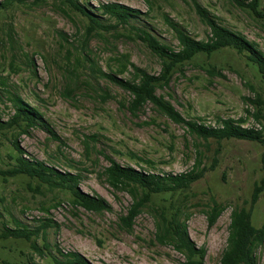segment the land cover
Here are the masks:
<instances>
[{
    "label": "rangeland",
    "instance_id": "1",
    "mask_svg": "<svg viewBox=\"0 0 264 264\" xmlns=\"http://www.w3.org/2000/svg\"><path fill=\"white\" fill-rule=\"evenodd\" d=\"M252 1L87 0V4L118 2L136 10L141 20L131 21L133 25L147 28L158 41L177 50L178 40L165 17L191 37L204 40L209 29L194 9L198 2L219 23L254 41L264 54V0H257L259 12L252 10ZM86 24L87 19L62 0L0 6L1 117L12 115V97L19 96L41 113L60 138L51 137L40 126L27 132L3 130L0 168L11 161L9 142L15 136L25 156L79 173L77 187L109 204L100 212L86 210L73 205L68 192L60 188L25 175L0 176V231L3 225L13 227L16 222L29 229L45 219L53 222L45 229L47 248L40 246L42 255L23 238L0 237V264H48L47 251L55 253V248L79 251L93 264H181L183 255L167 240L155 238L161 209L167 215L179 209L190 239L205 249L204 264H219L232 208L247 207L254 183L264 176V144L195 137L183 123L170 120L148 102L132 115L122 106L130 94L101 72L133 80L130 62L159 75L162 59L125 24L97 29L85 40ZM125 56L129 60L122 63ZM155 93L186 119L216 126L218 118H243L244 127L264 136V119L253 117L264 112V79L232 48L196 54L177 64L167 82L157 84ZM85 141L90 145L87 153ZM104 155L157 174L188 171L199 155L207 170L180 193L152 194L131 226L124 228L120 217L126 215L133 198L125 188L115 189L106 182ZM212 198L223 208L208 225L206 212ZM251 213V223L261 226L264 188ZM42 235L39 232L31 239L41 245ZM254 255L257 264H264V241L255 247Z\"/></svg>",
    "mask_w": 264,
    "mask_h": 264
},
{
    "label": "trees",
    "instance_id": "2",
    "mask_svg": "<svg viewBox=\"0 0 264 264\" xmlns=\"http://www.w3.org/2000/svg\"><path fill=\"white\" fill-rule=\"evenodd\" d=\"M26 0H3L0 2L1 8L10 6L12 3H24ZM35 1V0H34ZM67 3L73 10L77 11L87 19V24L84 30V38L87 40L97 29L112 27L116 24H125L134 29V33L146 45L148 49L154 52L162 59V69L159 75L148 73L141 67L128 63L132 67L133 80H125L113 73L101 72V75L109 81L118 85L123 90L130 94V99L127 104H122L132 115H135L137 110L145 103H151L155 109L165 115L170 120L183 123L187 130L195 137H200L204 140L213 138L216 141L221 139H245L257 141L264 144V136L251 127H244L243 118H218V125H205L195 120L184 118L174 106L163 99V97L155 93L157 84L167 82L168 75L173 68L184 61L190 60L196 54L210 55L214 51L221 48H232L238 53H242L248 62L254 65L257 72L264 79V54L258 48L257 44L248 40L244 35L236 32L221 23L216 17L210 15L198 2H194V9L199 18L206 24L209 29V34L204 40H199L191 37L187 32L182 30L176 23L168 17H165L166 22L174 30L179 43L177 50L172 49L165 43L150 33L145 27L133 25L131 21L141 20L138 12L118 2L100 3L96 7L87 4V0H62ZM252 10L259 12L257 6L259 3L254 0L250 3ZM104 15L109 20H114V23L104 21ZM10 37V36H9ZM121 62H128V57L121 58ZM251 101V100H250ZM253 102V100H252ZM12 105L14 111L7 119H2L0 114V132L10 128L17 129V132H27L28 129L40 126L46 130L51 137L60 138L50 128L48 123L42 118V115L36 108L29 105L19 96L12 97ZM255 119L262 117L263 113H253ZM10 147L13 153L9 154L11 161L5 168H0V176L3 179L14 177L16 175H25L30 179H36L38 183L44 184L50 188H60L68 192L69 199L73 205H79L86 210L100 212L109 207V204L98 195H91L81 191L77 184L80 180L79 173L69 170H59L54 165H49L39 159L25 156V151L20 146L17 138L13 136L10 140ZM60 143V142H59ZM85 143L86 153L89 150V143ZM88 155V154H87ZM108 159L102 172L106 182L113 188H125L132 196L133 201L130 204L126 215L120 217L124 228H129L133 218L136 216L142 206L150 199L152 194L169 193L177 194L200 179L207 170L202 165L200 156L198 155L192 167L188 171L172 174H157L134 168L131 165H122L113 158L104 155ZM72 167V165H69ZM264 188V176L259 182L254 183L249 205L234 206L230 212V220L228 224V233L226 245L221 252L219 264H257L254 255V249L264 241V222L261 226L256 227L251 223V209L256 202L259 194ZM211 206L206 212L207 224L212 225L222 210V206L213 198ZM173 211L167 213L161 209L157 214L159 219L156 222L157 233L155 238L159 242L167 240L178 252H180L184 260L181 264H204L205 249L197 247L190 239L185 224L178 214ZM53 222L45 219L35 228L29 229L26 225L16 222V226L3 225L0 231L2 238H23L29 241L30 248L42 255V248H47L45 240V229L51 226ZM42 232L39 245L36 239L38 233ZM48 264H93L83 254L76 250L63 251L55 248V253L49 249L47 251ZM5 264H12L6 262ZM21 264H36L32 261H24Z\"/></svg>",
    "mask_w": 264,
    "mask_h": 264
}]
</instances>
